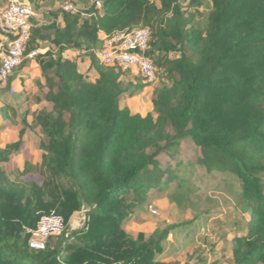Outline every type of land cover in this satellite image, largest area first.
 <instances>
[{"label": "trees", "instance_id": "obj_1", "mask_svg": "<svg viewBox=\"0 0 264 264\" xmlns=\"http://www.w3.org/2000/svg\"><path fill=\"white\" fill-rule=\"evenodd\" d=\"M200 7L199 0H93L76 13L29 19L24 59L39 42L51 46L33 57L39 79L24 100L27 112L43 104L30 125L43 160L25 159L20 173L39 182H13L0 170V264H175L156 260L167 229L132 238L121 224L167 189L188 149L206 173L233 176L249 210L226 264H264V0H212L203 28L195 22ZM140 29L149 31L143 56L156 67L155 79L145 83L136 74L124 87L128 72L96 59L100 34ZM0 35L13 38L1 21ZM70 50L76 59L63 57ZM83 57L94 81L77 70ZM146 87L152 112L132 114L120 105L124 94L135 98ZM9 111L15 115L4 104L0 115L14 126ZM25 132L0 149V167L22 151ZM79 211L85 223L73 230L68 221ZM51 213L63 217L62 232L43 251L30 250L23 228ZM184 264L205 259L193 251Z\"/></svg>", "mask_w": 264, "mask_h": 264}, {"label": "rangeland", "instance_id": "obj_2", "mask_svg": "<svg viewBox=\"0 0 264 264\" xmlns=\"http://www.w3.org/2000/svg\"><path fill=\"white\" fill-rule=\"evenodd\" d=\"M64 1L60 3L61 6ZM73 1L76 7L82 9L93 0ZM199 1L201 7L195 12V22L197 26L203 28L206 15L211 10L212 0ZM126 76L134 79V75L130 72ZM122 83L124 87L128 84L127 81ZM11 96L12 92L6 86L0 92V99L4 98L7 101L12 99ZM120 105L130 106L132 114L136 113L135 111L140 115L152 112V91H145L134 99L124 94ZM20 106L14 104L15 115L11 111L7 113L13 119L14 126L0 115V149L5 144L16 142L19 130L24 128L25 151L16 154L11 164L6 167L1 166L0 170L4 177L13 182H39L33 174L22 177L20 173L25 159H28L32 165L42 164L39 133L37 129H31L30 125L31 112L38 111L43 104L33 106L34 110L29 109L28 112L27 106L24 108ZM136 107L143 108L137 110ZM185 153L188 159L181 166H177L174 179L168 182L167 189L160 194L150 195L145 204L134 210L122 222L121 228L132 238L142 234L146 239L154 232L167 229L168 235L162 243V250L156 255V260L160 262L184 264L188 256L196 251V255L204 256L205 264H226V259L230 256V240L240 232L248 219L249 210L239 196V184L233 176L208 174L189 159L194 155L191 149L186 150ZM149 206L155 209L156 215L148 212ZM52 214L55 213L49 215ZM43 216L48 215L41 217ZM80 222H83V225L85 223L84 211L72 214L68 225L73 230H77L80 229L78 227ZM32 229L34 228L24 227L23 233L28 236V231Z\"/></svg>", "mask_w": 264, "mask_h": 264}, {"label": "built area", "instance_id": "obj_3", "mask_svg": "<svg viewBox=\"0 0 264 264\" xmlns=\"http://www.w3.org/2000/svg\"><path fill=\"white\" fill-rule=\"evenodd\" d=\"M96 8H101V2L95 1ZM66 13H76L77 7L71 3L61 6ZM33 17L30 4L24 0H8L6 6L0 10V21L6 33L13 38L4 39L0 42V81L5 83L10 76L22 65L24 52L29 40V19ZM149 31L147 29L134 30L129 33H117L107 37L100 34L102 47L96 52L98 63L105 67L115 68L123 72L135 70L141 75L145 83H152L156 75V67L151 60L143 54L148 48ZM130 50L136 53L129 52ZM38 52L32 51L28 54L33 58ZM151 215H156L153 207L147 208ZM64 227L62 217L52 214L43 216L36 227L28 231V248L35 252L45 249L47 240L59 235ZM78 227H83L80 222Z\"/></svg>", "mask_w": 264, "mask_h": 264}, {"label": "crops", "instance_id": "obj_4", "mask_svg": "<svg viewBox=\"0 0 264 264\" xmlns=\"http://www.w3.org/2000/svg\"><path fill=\"white\" fill-rule=\"evenodd\" d=\"M7 1L0 0V5H2L0 7V10L6 6ZM24 1L28 2L30 4L32 10H33L32 19L37 20V21H45L49 18H52L53 14L57 10L61 9L60 3L64 0H24ZM66 3H71L74 6H76L74 4L75 2L73 0H66L62 3V5L66 4ZM77 9L79 10V7ZM53 21L55 22V24L59 28L63 27V24H62L60 17H56ZM4 39H6V38L3 35H0V42L3 41ZM50 47L51 46L47 41H42V42H39V49H37L36 51L38 52V54H43ZM77 55H78L77 52L70 50V51H66L64 53L63 57L68 59V60H73V59H76ZM18 69L19 70H16L10 76V78L7 80V82L0 84V92L5 86L12 92V96H11L12 99H8L7 101L4 98L0 99V108L4 104L10 105L12 108L14 107V104H17V105H21L20 106L21 108H24V106H26L24 103L26 93L32 89L33 83L39 79L38 66L35 63L33 58L27 57L26 59H24L22 66ZM77 70L81 75H83L89 81H94L97 78L96 72L91 68L88 59L85 57L77 58ZM129 72L131 74H133L134 77L137 74V72L135 70H132ZM122 80L127 81L128 83H133V79H129L127 76L123 77ZM149 90L152 91V88L146 87L142 91L141 94H143V92H145V91L148 92ZM34 106H36V105H34ZM32 107L30 108V110L33 111L34 109ZM127 107L129 109V111L132 113L130 106H127ZM142 108L143 107H136L137 110L142 109ZM135 112L137 113V111H135ZM17 140H18V135H17ZM5 145H7V144H5ZM24 151H25V149L23 148L22 151L19 153H22ZM13 157H12V159H13ZM11 162H12V160H11ZM230 259H231V257L229 256L226 259V261H229Z\"/></svg>", "mask_w": 264, "mask_h": 264}]
</instances>
